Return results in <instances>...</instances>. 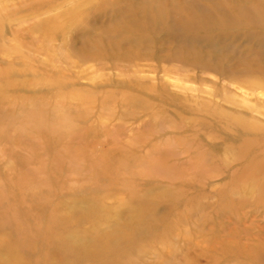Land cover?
Returning <instances> with one entry per match:
<instances>
[{
	"label": "rangeland",
	"instance_id": "1",
	"mask_svg": "<svg viewBox=\"0 0 264 264\" xmlns=\"http://www.w3.org/2000/svg\"><path fill=\"white\" fill-rule=\"evenodd\" d=\"M0 264H264V0H0Z\"/></svg>",
	"mask_w": 264,
	"mask_h": 264
}]
</instances>
